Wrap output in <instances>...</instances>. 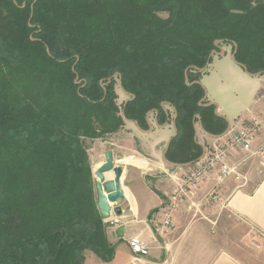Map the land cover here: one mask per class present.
<instances>
[{
  "label": "trees",
  "instance_id": "16d2710c",
  "mask_svg": "<svg viewBox=\"0 0 264 264\" xmlns=\"http://www.w3.org/2000/svg\"><path fill=\"white\" fill-rule=\"evenodd\" d=\"M216 41L264 75V0H0V264L113 258L84 140L117 132L122 112L163 125L169 108L165 157L196 162L197 117L213 136L227 128L194 83ZM115 77L132 98L121 111Z\"/></svg>",
  "mask_w": 264,
  "mask_h": 264
},
{
  "label": "crops",
  "instance_id": "0c3cea01",
  "mask_svg": "<svg viewBox=\"0 0 264 264\" xmlns=\"http://www.w3.org/2000/svg\"><path fill=\"white\" fill-rule=\"evenodd\" d=\"M221 48L222 55L212 57L198 82L205 90V101L216 105L229 131L213 139L197 130L194 140L203 151L256 126L250 151H233L230 157L231 164L240 163L245 180H222L215 168L170 210L168 198L184 185L189 168L171 167L162 160L166 143L174 137V114L162 127L154 126V113L149 115L152 127L148 133L138 130L135 122L124 121L123 136L110 150L115 164L123 169L124 200L103 220L114 256L104 262L84 250L83 264H264V75H248L232 61V47L225 44ZM127 159L139 163L124 162ZM104 160L105 156L94 170ZM158 161L179 172L163 171L160 177L147 173L161 166ZM107 175V180L113 179L111 173ZM213 191L216 198L211 200ZM115 208L120 209L119 215ZM168 212L173 227L158 235L155 228ZM133 237L149 243L146 257L135 259L131 253L127 241ZM252 238L257 247L251 244Z\"/></svg>",
  "mask_w": 264,
  "mask_h": 264
},
{
  "label": "built area",
  "instance_id": "2783aa9c",
  "mask_svg": "<svg viewBox=\"0 0 264 264\" xmlns=\"http://www.w3.org/2000/svg\"><path fill=\"white\" fill-rule=\"evenodd\" d=\"M256 126L237 132L236 135L229 137L220 145L204 149L202 158L198 159L189 166L185 174L184 185L168 198L170 210H173L179 201L187 199L192 190L203 177L217 168L220 179L233 178L235 181H244L245 176L240 173V163H230L232 152L247 153L250 151L251 143L254 139ZM215 191L210 193V199H215ZM173 227V220L170 213H166L163 222L156 226L155 230L158 235H162L165 230ZM128 247L135 259L146 257L149 254L150 245L148 242L138 237H133L127 241ZM251 244L257 247L256 240L252 238Z\"/></svg>",
  "mask_w": 264,
  "mask_h": 264
},
{
  "label": "water",
  "instance_id": "95a60500",
  "mask_svg": "<svg viewBox=\"0 0 264 264\" xmlns=\"http://www.w3.org/2000/svg\"><path fill=\"white\" fill-rule=\"evenodd\" d=\"M221 42L219 41H216L214 43L216 50H213L209 57H208V62L205 66V68L202 70V71H205L206 67L208 66L209 64V60L214 57V56H220L222 55V48H221ZM233 54H232V61L234 63H236L235 61V53H236V45L233 44ZM48 52V51H47ZM237 64V63H236ZM242 69L245 71V73L248 74V72L246 71V69L244 67H242ZM187 71H185V83H187V75H186ZM250 75V74H248ZM251 76H255V75H251ZM119 87H120V90L126 94L121 86V80L119 78ZM77 83V82H76ZM196 84H199L201 85L198 81L197 82H194ZM127 96H129L128 94H126ZM205 98V97H204ZM132 98L129 96V98L127 100L124 101V107L126 105L127 102H129ZM211 104H207V106H209ZM215 109H214V115L215 116H219L218 114V109L216 107V105H214ZM166 111V109H165ZM152 113L155 114V118H154V126L155 127H162V126H165L168 124V122L170 120H167L163 125H159L157 123V113L156 112H149L147 113L146 115V123L148 125V130L147 131H143L145 133H148L150 132L151 130V123L149 122L148 120V116L151 115ZM121 117L123 118L124 121H127L125 120L124 118V114L123 112L121 113ZM175 118H176V114H174V118L171 120V127L174 131V137L177 135V129H176V126H175ZM198 118V122H197V125L194 123L193 124V129H194V132H195V135L197 133V130L201 131L203 134L207 135L208 137H211L213 139H216V138H221V137H224L226 135V133L229 131V125L227 126V129L226 131L220 135V136H213L209 133H207L203 127H202V123ZM130 122V121H129ZM136 124V123H135ZM136 127L138 130L142 131L138 125L136 124ZM172 139H170L166 145H165V148H164V151H163V154H162V160L169 166L171 167H189L190 165L192 164H175V163H171L169 162L165 155H166V152L169 148V145H170V142H171ZM204 152V148H203V151ZM203 155V153H202ZM202 155L200 156V158H202ZM105 160L103 163H101L97 169L93 172V176L95 178V182H94V189H95V193H96V199H97V209L99 211V214L101 216V218L103 220H107L110 218V215L111 213L113 212V206H117L119 203H121L123 200H124V193H123V190H122V185H121V177H122V173H123V169L120 165H116L115 162H114V157H113V154L111 151H107L105 153ZM199 158V159H200ZM111 173L113 175V179H110V180H107L106 179V174H109ZM114 213L116 214H120V209L119 208H115L114 209Z\"/></svg>",
  "mask_w": 264,
  "mask_h": 264
},
{
  "label": "rangeland",
  "instance_id": "374dc122",
  "mask_svg": "<svg viewBox=\"0 0 264 264\" xmlns=\"http://www.w3.org/2000/svg\"><path fill=\"white\" fill-rule=\"evenodd\" d=\"M158 15L161 18H166L168 16V14L166 12H159ZM223 45H225V44H221V46H223ZM211 62H210V64H211ZM203 72L204 71H202L200 73L199 78ZM115 81H116V83L114 85V92L116 95L115 103L119 107V111H121L122 104H124V101L127 100L129 98V96H127L126 94H124L120 90L119 82H118L119 80L117 79V77H115ZM78 83H79L78 85H81L80 82H78ZM167 109L169 110L170 116H173L171 109H169V108H167ZM130 127H132V126H130ZM120 129H121V131H120ZM120 129L117 131L118 133L115 132L112 134H107V135L103 136L102 138H99L96 140H84L83 145L86 148V153L88 156V163H89V166H90L92 172L95 169V166L103 160L104 153L107 151L115 149V144L119 141L120 135L123 136L122 131L124 132V129H122V128H120ZM158 163L161 165V166H159V168H152L151 171H149L147 173H150L151 175H155L157 177H160V176H163V171L179 172L176 169L169 168L168 166H166L165 163H163L161 161H158ZM93 180L95 181L94 176H93Z\"/></svg>",
  "mask_w": 264,
  "mask_h": 264
},
{
  "label": "bare ground",
  "instance_id": "6f19581e",
  "mask_svg": "<svg viewBox=\"0 0 264 264\" xmlns=\"http://www.w3.org/2000/svg\"><path fill=\"white\" fill-rule=\"evenodd\" d=\"M124 162H132V163H139V161L138 160H135V159H127V160H125ZM93 171H95V170H93ZM106 178L108 177V175L106 174V176H105ZM110 179V178H109Z\"/></svg>",
  "mask_w": 264,
  "mask_h": 264
},
{
  "label": "flooded vegetation",
  "instance_id": "af4514ba",
  "mask_svg": "<svg viewBox=\"0 0 264 264\" xmlns=\"http://www.w3.org/2000/svg\"><path fill=\"white\" fill-rule=\"evenodd\" d=\"M128 121V120H127ZM227 129V128H226Z\"/></svg>",
  "mask_w": 264,
  "mask_h": 264
}]
</instances>
